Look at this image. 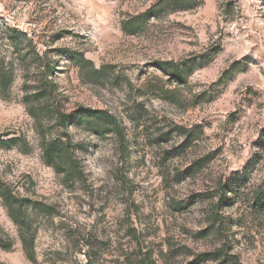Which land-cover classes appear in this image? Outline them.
<instances>
[{"label": "rangeland", "instance_id": "1", "mask_svg": "<svg viewBox=\"0 0 264 264\" xmlns=\"http://www.w3.org/2000/svg\"><path fill=\"white\" fill-rule=\"evenodd\" d=\"M5 24L43 67L1 49L0 187L31 232L0 190V264H264V0H0Z\"/></svg>", "mask_w": 264, "mask_h": 264}, {"label": "trees", "instance_id": "2", "mask_svg": "<svg viewBox=\"0 0 264 264\" xmlns=\"http://www.w3.org/2000/svg\"><path fill=\"white\" fill-rule=\"evenodd\" d=\"M7 44L11 45L18 57V59L24 63V64H33L36 68L41 69L43 66H41L42 59L40 55L35 51L33 48V40L28 37V35L22 31H19L16 28L10 27L8 24H5L3 27L0 26V75H3L2 78L6 79L7 74H13L14 69L12 67H9L5 64V59L2 58V52L1 49L6 46ZM28 49L30 51V54H24V50ZM158 66L161 69H165L167 67L166 64L159 63ZM45 71H51L50 74H53L54 70H51L49 68L44 67ZM174 76L179 77L180 72L178 69L174 70ZM8 79V78H7ZM9 82V79H8ZM48 92H45L43 96H48ZM117 134L120 135V132H117ZM65 151V147L61 142L59 143H53L47 146L44 150V154L46 156V159L51 162L52 164H58L61 161V155L62 152ZM78 176L82 177L83 172H78ZM0 190L2 188L0 187ZM2 198L4 202L7 204V206L10 209L12 219L13 221L19 226V228L22 231H28L31 232V224L29 221L25 218L24 212H23V206L22 202L12 198L10 195L11 193L7 188L5 190H2ZM16 213V215L14 214ZM30 235V234H29ZM21 240L23 243V246L25 248V251L27 253V256L29 259L34 261L35 257V238L33 236H26L23 234L21 236ZM0 244H2V241L0 240ZM12 245L8 244L7 247L10 248Z\"/></svg>", "mask_w": 264, "mask_h": 264}]
</instances>
